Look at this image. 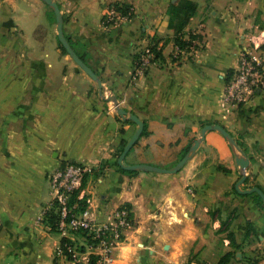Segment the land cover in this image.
Returning <instances> with one entry per match:
<instances>
[{
	"label": "crops",
	"instance_id": "0c3cea01",
	"mask_svg": "<svg viewBox=\"0 0 264 264\" xmlns=\"http://www.w3.org/2000/svg\"><path fill=\"white\" fill-rule=\"evenodd\" d=\"M54 1L66 39L102 88L60 53L43 0H0V264H70L54 258L62 235L38 221L51 200L47 176L65 159L90 169L98 221L119 206L132 211L133 227L105 264H264V210L235 189L242 170L227 140L207 131L175 173L122 171L121 144L137 126L108 98L146 126L124 163L170 168L204 125L219 124L249 158L240 189L264 192V91L222 102L238 51L264 28V0ZM185 1L195 9L179 35L198 41V50L177 59ZM115 2L130 4L132 16L105 30L104 8ZM149 40L159 57L133 77Z\"/></svg>",
	"mask_w": 264,
	"mask_h": 264
},
{
	"label": "built area",
	"instance_id": "2783aa9c",
	"mask_svg": "<svg viewBox=\"0 0 264 264\" xmlns=\"http://www.w3.org/2000/svg\"><path fill=\"white\" fill-rule=\"evenodd\" d=\"M131 16L130 10L122 13L111 3L104 8L101 25L105 30L111 29L128 22ZM247 40V45L238 51L237 66L225 83L223 104L245 103L264 91V28L250 33ZM197 50L198 41L187 40L184 47L176 45L172 57L179 59L182 55H194ZM156 51L158 48L153 40L142 47L133 67V77L145 74L149 66L158 59ZM89 173L90 169L86 165L68 159L50 172L47 180L51 200L42 207L38 221L46 222L47 214H54L55 231L67 239L54 248L55 257L64 258L71 263L78 261V264H91L90 252L93 251L77 249L70 241L74 232L81 231L91 241L90 250L96 247L103 249V254L98 255L97 264H105L109 259L108 252L112 243L120 242L133 227L134 221L131 209L126 206L117 207L103 221L97 220L91 208L93 193L86 183ZM47 226L51 229L50 224L47 223ZM83 238L86 239L85 236Z\"/></svg>",
	"mask_w": 264,
	"mask_h": 264
},
{
	"label": "water",
	"instance_id": "95a60500",
	"mask_svg": "<svg viewBox=\"0 0 264 264\" xmlns=\"http://www.w3.org/2000/svg\"><path fill=\"white\" fill-rule=\"evenodd\" d=\"M52 10L56 22V29H57V39L58 42L61 44V46L64 48L66 53L70 56V58L86 73L88 76H90L97 85L102 88L101 80L97 77V75L94 73V71L78 56V54L75 52V50L72 48L68 40L66 39L64 33H63V19L62 15L60 13L58 4L54 0H43ZM112 102L114 109L116 113L123 119V120H129L136 124L137 128L131 138L126 142V144L123 146L120 154L117 158V163L120 168L126 171H135V170H142L146 172H159V173H175L179 171L182 166L186 163V161L195 153L197 150L200 142L204 139V135L207 131L210 130H216L218 131L230 144L234 155H235V162L239 166V168L242 170V176L241 178L236 182L235 189L242 193V194H252L255 193L258 195L263 204H264V192L262 189L258 186H252L248 189H240L241 183L244 182L246 178V169L249 165V158L241 152L239 149L236 141L234 138L226 131L224 127H222L219 124H206L204 125L200 130V135L198 138L194 139L191 145L189 146L187 152L170 168H164L152 164L147 163H136V164H126L124 163V158L126 157L127 153L130 151V149L134 146L138 138L141 136V133L144 128V123L142 120H140L134 113H129L124 108L120 107L118 101L113 97H108Z\"/></svg>",
	"mask_w": 264,
	"mask_h": 264
},
{
	"label": "trees",
	"instance_id": "16d2710c",
	"mask_svg": "<svg viewBox=\"0 0 264 264\" xmlns=\"http://www.w3.org/2000/svg\"><path fill=\"white\" fill-rule=\"evenodd\" d=\"M113 5H114V7H116L122 13L129 12V10H130V13H132L131 12L132 11L131 5L128 4V3L115 2V3H113ZM182 8L185 9L184 18H183L182 22H180L179 26L175 28V31H176L175 45H177L179 47H184L185 44H186V41L182 40V38L180 37L179 33H180V29H181L182 25L184 24V21L193 13V11L195 9V4L193 2H191V1H185L182 4ZM71 46L73 48V45H71ZM59 48H60V50L65 52L64 48L61 46L60 43H59ZM78 56L84 61L82 56H80L79 54H78ZM156 57H159V52L158 51H156ZM137 58H138V55L136 56L135 61L137 60ZM145 132H146V126L144 125V128H143V131H142L141 135H144ZM121 145L123 147L125 145V143L122 142ZM187 150H188V148L184 152H181L180 158L187 152ZM120 169L122 171H125V172H132V171L123 170L122 168H120ZM256 186H258V185H256ZM251 197H252V200H253L254 204L256 206H258L259 208H261L262 210H264V204H263L261 198L258 195H256L255 193H252ZM126 207H128V206H126ZM132 216H133V214H132ZM55 220H56V216L54 214H47V216L45 217L46 223L50 224L51 229L54 230V231H55V226H56L55 225ZM81 234L85 235V232H81ZM65 241H67V239L63 237L60 242H65ZM219 264H221V262Z\"/></svg>",
	"mask_w": 264,
	"mask_h": 264
},
{
	"label": "rangeland",
	"instance_id": "374dc122",
	"mask_svg": "<svg viewBox=\"0 0 264 264\" xmlns=\"http://www.w3.org/2000/svg\"><path fill=\"white\" fill-rule=\"evenodd\" d=\"M51 20L52 21H55V18H54V15H53V13L51 12ZM77 49H78V46H77ZM66 52V51H65ZM64 51H62V50H60V53H62V54H67V53H65ZM68 55V54H67ZM69 56V55H68ZM70 57V56H69ZM113 104V103H112ZM83 236H85L86 237V239H82L81 237H83ZM124 239V238H123ZM122 239V240H123ZM121 240V241H122ZM70 241H72L73 242V244L74 245H76V248L77 249H80V250H82V251H84V252H87V251H93V253H95V254H93V253H91L90 252V257H91V264H97V258H98V255L101 253V254H103V249H101L100 247H96L95 249H93V250H90V247H89V245L91 244V241H89L88 240V236L85 234V235H83V234H81V232H74L73 234H72V239H70ZM120 241V242H121ZM120 242H118V243H112L113 244V246L111 247V249L113 248V247H115L116 245H118ZM111 249H110V251L108 252V256L110 255V252H111ZM98 251V253H96ZM54 253V252H53ZM54 258H58V257H55V255H54ZM59 259V258H58ZM61 259H64V258H61ZM68 262H70V261H68ZM107 262H108V260H107ZM70 264H78V261L77 262H75L74 261V263H71L70 262Z\"/></svg>",
	"mask_w": 264,
	"mask_h": 264
}]
</instances>
